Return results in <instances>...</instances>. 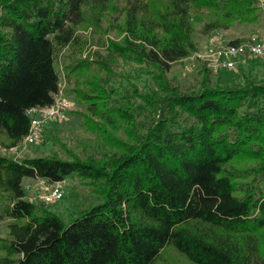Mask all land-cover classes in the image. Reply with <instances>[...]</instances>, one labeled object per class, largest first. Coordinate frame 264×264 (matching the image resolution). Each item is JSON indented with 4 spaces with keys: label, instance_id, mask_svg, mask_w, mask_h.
Wrapping results in <instances>:
<instances>
[{
    "label": "trees",
    "instance_id": "obj_1",
    "mask_svg": "<svg viewBox=\"0 0 264 264\" xmlns=\"http://www.w3.org/2000/svg\"><path fill=\"white\" fill-rule=\"evenodd\" d=\"M257 4L0 0V144L54 103L61 56L84 131L69 143L45 132L33 156L0 153V220H11L0 264H158L167 248L191 264H264V78L247 63L240 75L201 62L191 82L169 75L199 36L257 23ZM91 22L102 49L84 56L78 31ZM113 28L122 39L105 42ZM28 178L87 193L63 214L26 198Z\"/></svg>",
    "mask_w": 264,
    "mask_h": 264
},
{
    "label": "rangeland",
    "instance_id": "obj_2",
    "mask_svg": "<svg viewBox=\"0 0 264 264\" xmlns=\"http://www.w3.org/2000/svg\"><path fill=\"white\" fill-rule=\"evenodd\" d=\"M122 1L123 0H117L118 3ZM118 18L119 17H117V15L115 17H107V19L106 18L103 19V21L100 23V26L109 29L110 22L112 21L117 22L119 20ZM94 24L95 23L91 22L85 25L84 27L80 28L78 31L79 33L87 36L89 40L87 47L85 48V50L86 49L87 50L86 51L84 50V56L90 50L102 49V47H100L98 44L92 42L93 39H96L98 37L99 35L98 33L100 31V28L95 27ZM214 36L220 37L224 42H227L228 40H232L235 38H243L244 42L263 39L264 16L261 14L259 21L255 24H236L234 27H232L229 30L215 31L208 36H199L198 37L199 49L194 51L187 58H184L177 65H175L172 68L169 75L171 77L176 76L179 80L185 83L193 81L194 75L196 74V70L199 67L198 65L200 63H198L196 66L190 69L189 65H193L191 63L192 61H190V58H193L198 53L203 52L206 46L210 43V39H212ZM103 37L105 42L106 41L108 42L110 39H117V40L122 39L123 35L119 33L118 28H113V31L111 32L107 31L106 33H104ZM61 62H62V56L60 58V68H59L62 75L61 91L62 94L67 98H69L72 102V108L69 110L68 118L64 121L52 122L46 124L43 129V134L41 137L42 139H40L35 144L27 147H21L17 152L12 151L11 147H7L5 145L0 144V153L7 154L18 159L27 156H33L37 153L36 146L43 142L41 140H43L45 132H51V135L53 137L57 138L58 140L60 139H62L63 141L65 140V142L68 143L69 141H72L73 138H76V136L84 135V131L80 128V123H79L80 121L72 115V112H75L78 109H80V106L77 105L76 102L72 100L66 93L68 82L65 76L66 75L65 71L63 70V67L61 65ZM246 63L244 70L247 73L251 72L253 75H256L259 78H264V58L249 59ZM239 70L240 68L238 67L236 69L228 70L227 72L231 74L236 73L237 75H240L241 73L239 72ZM51 143L52 142L49 141L46 145H44L47 151L51 148ZM34 182L35 181L33 180V178H28L25 180L24 184L25 185L32 184ZM63 185L68 195H66V198L63 199L62 201L53 203L54 205L53 207L54 209L64 214L67 212V208L69 207V205L72 204L71 202H76L77 200L79 201L82 197L86 195L87 191L83 186H81L80 181L77 180L66 179L64 180ZM71 194L73 195L69 198ZM26 195H27L26 198L28 200L41 203V200L39 198L40 195L39 191L31 190ZM72 198H74L73 201H71ZM10 221L11 220L9 218L0 220V239L8 235V224ZM0 255H4V254L0 251ZM158 264H191V263L188 260H186L183 256H181L178 252H176L173 248H167L166 251L163 253V259Z\"/></svg>",
    "mask_w": 264,
    "mask_h": 264
},
{
    "label": "built area",
    "instance_id": "obj_3",
    "mask_svg": "<svg viewBox=\"0 0 264 264\" xmlns=\"http://www.w3.org/2000/svg\"><path fill=\"white\" fill-rule=\"evenodd\" d=\"M257 8L264 16V0H258ZM255 58H264V38L248 42L230 43L214 36L203 52L190 58L193 65H189V67L191 69L202 62L217 74L222 70L235 69L239 65L245 64L249 59ZM71 108V100L64 96L60 90L55 95L52 105L30 109L29 113L33 118L29 132L21 141L11 146V150L17 152L21 147L31 146L38 142L42 137L44 126L48 123L66 120ZM33 180L34 183L24 185L25 192L28 194L31 190L39 191V198L42 203H57L65 198L64 181L49 182L44 178H33Z\"/></svg>",
    "mask_w": 264,
    "mask_h": 264
},
{
    "label": "crops",
    "instance_id": "obj_4",
    "mask_svg": "<svg viewBox=\"0 0 264 264\" xmlns=\"http://www.w3.org/2000/svg\"><path fill=\"white\" fill-rule=\"evenodd\" d=\"M227 42H231V40H228Z\"/></svg>",
    "mask_w": 264,
    "mask_h": 264
}]
</instances>
